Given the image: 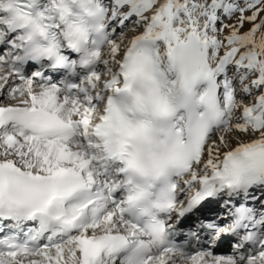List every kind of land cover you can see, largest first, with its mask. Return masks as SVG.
<instances>
[{
  "label": "snow or ice",
  "instance_id": "1",
  "mask_svg": "<svg viewBox=\"0 0 264 264\" xmlns=\"http://www.w3.org/2000/svg\"><path fill=\"white\" fill-rule=\"evenodd\" d=\"M0 264H264V0H0Z\"/></svg>",
  "mask_w": 264,
  "mask_h": 264
},
{
  "label": "bare ground",
  "instance_id": "2",
  "mask_svg": "<svg viewBox=\"0 0 264 264\" xmlns=\"http://www.w3.org/2000/svg\"><path fill=\"white\" fill-rule=\"evenodd\" d=\"M213 204L216 205L215 207H217V206L219 205V204L217 205L216 202H213ZM206 206H207V207H206ZM219 206H220V205H219ZM205 207H206V209H208V210H212V209L214 208V207H212L211 202H209V203H207L206 205H204V206L202 207V209L204 210ZM199 212H202V211L199 210ZM199 212H198V213H199ZM198 213H197V214H198Z\"/></svg>",
  "mask_w": 264,
  "mask_h": 264
}]
</instances>
